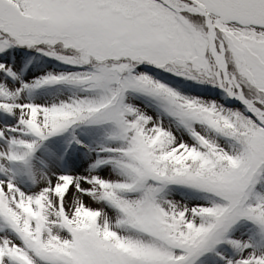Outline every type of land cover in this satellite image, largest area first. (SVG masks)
Segmentation results:
<instances>
[{
  "label": "snow or ice",
  "instance_id": "6c2138e0",
  "mask_svg": "<svg viewBox=\"0 0 264 264\" xmlns=\"http://www.w3.org/2000/svg\"><path fill=\"white\" fill-rule=\"evenodd\" d=\"M0 264H264V0H0Z\"/></svg>",
  "mask_w": 264,
  "mask_h": 264
}]
</instances>
